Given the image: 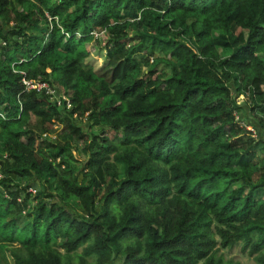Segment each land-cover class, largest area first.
<instances>
[{
	"label": "trees",
	"instance_id": "obj_1",
	"mask_svg": "<svg viewBox=\"0 0 264 264\" xmlns=\"http://www.w3.org/2000/svg\"><path fill=\"white\" fill-rule=\"evenodd\" d=\"M238 243L264 264V0H0V250L239 264Z\"/></svg>",
	"mask_w": 264,
	"mask_h": 264
},
{
	"label": "rangeland",
	"instance_id": "obj_2",
	"mask_svg": "<svg viewBox=\"0 0 264 264\" xmlns=\"http://www.w3.org/2000/svg\"><path fill=\"white\" fill-rule=\"evenodd\" d=\"M103 61V52H93L91 53V56L87 59V62L90 63L95 69L102 65ZM54 88L58 90L57 95L64 94L58 87L54 86ZM237 102L241 105V110L239 114L243 117H248L249 112L245 105V102L243 101V98L240 97ZM86 122L87 121L85 120V118L77 120L78 125L83 127L84 129L88 128V124ZM87 131L89 132V128L87 129ZM80 146L81 144L78 143V147ZM76 154L78 155L79 159H84V156L80 152H77ZM80 168L82 169V164H80ZM219 252L224 255L225 259L231 260L233 263L237 262L239 264H255L253 256H250L246 251L242 250L241 243H238L231 248L221 249ZM0 264H14L9 252L0 250Z\"/></svg>",
	"mask_w": 264,
	"mask_h": 264
},
{
	"label": "built area",
	"instance_id": "obj_3",
	"mask_svg": "<svg viewBox=\"0 0 264 264\" xmlns=\"http://www.w3.org/2000/svg\"><path fill=\"white\" fill-rule=\"evenodd\" d=\"M22 83L25 86V90H35L37 92H43L49 97L52 102L56 103V105L58 106H64L67 109L71 108L72 106V102L69 97L65 94L57 95L58 90L51 86V84L47 81L29 80L23 77ZM236 118H238L237 115ZM245 126H247L248 129L252 130L250 126ZM254 135H256V133Z\"/></svg>",
	"mask_w": 264,
	"mask_h": 264
}]
</instances>
